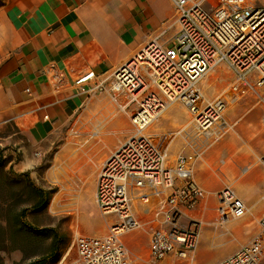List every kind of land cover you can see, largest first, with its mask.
Here are the masks:
<instances>
[{"label": "crops", "instance_id": "obj_1", "mask_svg": "<svg viewBox=\"0 0 264 264\" xmlns=\"http://www.w3.org/2000/svg\"><path fill=\"white\" fill-rule=\"evenodd\" d=\"M173 25L175 31L170 30ZM177 31L171 0H0V147H6L0 158L41 187L55 183L74 188L70 202L78 211L74 235L108 233L112 224L108 221L101 235L82 231V208L93 204L101 216L96 201L99 171L134 132L127 115L132 116L137 103L114 91L110 82L105 90H94L96 81L152 40L171 46ZM168 32L172 34L166 37ZM223 64L227 63L216 65L213 72ZM228 67L231 80L225 95L209 98L206 90L212 82H199L206 100L221 97L229 102L225 118L233 128L221 138L196 137L191 112L180 102L183 118L166 116L169 106L147 130L167 153L169 166L179 153L191 151V140L204 144L194 163V178L206 195L181 220L183 226L190 220L200 222L197 248L187 258L169 256L163 264L221 261L258 233L264 216V86L232 101L235 74ZM91 71L94 79L77 83ZM67 130L79 135L69 136ZM11 145L17 146L16 152ZM225 187L233 189L248 208L243 217L228 222L221 221L216 197ZM140 192L133 190L132 208L143 224L134 230L143 231V236L128 231L123 239L131 264H151L150 233L166 191L157 196L143 189L151 195L147 203L140 200Z\"/></svg>", "mask_w": 264, "mask_h": 264}, {"label": "built area", "instance_id": "obj_2", "mask_svg": "<svg viewBox=\"0 0 264 264\" xmlns=\"http://www.w3.org/2000/svg\"><path fill=\"white\" fill-rule=\"evenodd\" d=\"M176 11L177 34L165 47L152 40L110 75L96 81L93 89L105 90L110 82L126 94L137 109L131 116L133 134L104 161L96 184V201L102 215L116 220L104 236L75 234L78 257L72 264H131L123 234L143 227L132 208L133 190L149 202L150 193L161 196L155 212L157 225L150 233V263L163 264L172 256L187 258L199 241L198 220L183 226L182 218L205 197L194 178V163L204 151L202 140H218L233 128L225 118L228 101L206 100L199 82L216 65L227 63L235 74L232 101L264 86V3L257 0H171ZM94 71L77 83L95 78ZM185 105L192 115L195 136L189 153H179L167 164V153L147 130L173 103ZM203 102V104H202ZM195 137V138H196ZM264 161V157L262 158ZM148 189L150 193L142 192ZM222 222L243 217L248 208L233 189L217 194ZM264 257V216L258 233L232 255L214 264H260Z\"/></svg>", "mask_w": 264, "mask_h": 264}, {"label": "rangeland", "instance_id": "obj_3", "mask_svg": "<svg viewBox=\"0 0 264 264\" xmlns=\"http://www.w3.org/2000/svg\"><path fill=\"white\" fill-rule=\"evenodd\" d=\"M256 3L261 5L264 0H257ZM170 30L175 31L176 27L173 25ZM171 34L168 32L166 37ZM203 79L212 82L206 90L209 98L225 95L229 91L227 85L231 80V71L227 64H223L218 66L214 72L213 70L208 72ZM109 115L114 116L113 113ZM167 115L171 118L185 116L178 103L170 106L166 112ZM127 116L130 131L133 132L131 113L129 112ZM163 120L167 119L164 117ZM12 131L16 129L13 128ZM67 132L69 136L79 135L78 131L67 130ZM11 146L16 152L17 146ZM3 149L5 150L6 147L2 149L0 147V155ZM21 174L9 167L7 163H3L2 157L0 158V224H2V227L0 226V256L3 264H40L42 259H44L42 264L74 263L78 257L73 245L78 211L70 206L75 193L74 188L67 189L64 185L55 183L47 184L42 187L46 190V203L41 208L35 209L32 207L33 197L30 199L28 193H25V185L21 181L8 183L20 180ZM37 186L41 187L40 184ZM24 208H26V213L22 216L21 212ZM98 212L101 214L99 209ZM81 219L82 231L101 235L107 228V221L115 222L116 216L108 215L106 218L102 214L100 216L95 211L94 205L87 203L82 208ZM137 231L133 230L127 234H134ZM137 234L141 238L143 231H138ZM55 240L57 246L53 250ZM141 262L148 264L145 261Z\"/></svg>", "mask_w": 264, "mask_h": 264}, {"label": "trees", "instance_id": "obj_4", "mask_svg": "<svg viewBox=\"0 0 264 264\" xmlns=\"http://www.w3.org/2000/svg\"><path fill=\"white\" fill-rule=\"evenodd\" d=\"M3 163H6L5 161H3ZM22 178L20 180H14V181H10L8 182V180H6V182L12 184V183H17V181H21L25 187V193H28L27 195H29L30 199L33 197L32 200V207L35 209L41 208L43 205H45L46 203V190L42 187H39L35 184V182L33 181V179L31 177H29V175L27 173H22ZM5 185V184H4ZM1 199V198H0ZM26 213V208H24L21 212V215L24 216ZM0 226L2 227V224H0ZM56 240L54 241L53 244V250L56 249ZM44 259L40 260V264H42L41 262H43ZM0 264H3V259L0 256Z\"/></svg>", "mask_w": 264, "mask_h": 264}]
</instances>
